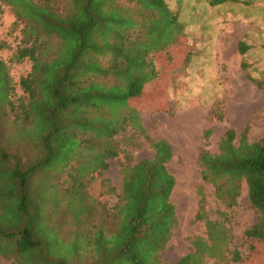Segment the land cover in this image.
Returning <instances> with one entry per match:
<instances>
[{"label": "trees", "instance_id": "1", "mask_svg": "<svg viewBox=\"0 0 264 264\" xmlns=\"http://www.w3.org/2000/svg\"><path fill=\"white\" fill-rule=\"evenodd\" d=\"M233 2L247 3L214 0L213 4ZM4 6L10 8L18 24L24 25L14 60L31 61L32 70L20 82L25 95L14 101L12 79L0 59V124L7 108L13 116L8 140L0 129V240L7 245L0 255L17 264L23 254L31 256L38 247L32 221L26 223L32 215L27 175L39 168L46 149L57 148L55 135L62 133V141L74 137L77 143L87 142L90 158L102 157L97 169L79 172L89 185L86 174L91 177L93 170H106L108 161L118 156L121 143L133 142L127 134L129 128L145 137L154 156L134 163L133 153L126 152L121 164L117 224L108 222L105 231H120L123 239H129L121 253L135 240L141 253L145 249L144 233L149 230L151 236L160 237V241H154V252L163 249L171 229L178 224L171 202L176 181L167 169L174 154L167 141L152 140L147 135L131 103L141 99L159 80L155 56L168 52L183 37L184 26L178 14L166 0H0V14ZM251 49L249 43L239 42L242 56ZM242 68L247 71L249 66L244 62ZM249 78L264 89V81ZM214 115L224 119L219 112ZM35 128L40 133V143L31 148L25 140ZM211 134V130L204 132L205 149L199 156L202 179L213 186L217 200L227 209L237 206L242 186L247 185L250 206L260 216L244 238L264 242V137L251 142L248 126L241 133L230 128L220 139L218 152L213 153L208 143ZM15 145L18 157L7 151ZM81 146L77 144L75 152L79 162L85 158ZM7 181L12 187L8 193L1 189ZM198 193L194 221L204 223L206 238L193 237L194 252L176 264H206L205 259L225 261L230 252L229 230L223 222L210 219L206 195L202 189ZM9 196L12 203L8 202ZM103 218L93 227L103 229ZM120 222L122 230L118 228ZM231 254L234 262L242 261L237 250ZM157 257L152 264H166Z\"/></svg>", "mask_w": 264, "mask_h": 264}, {"label": "rangeland", "instance_id": "2", "mask_svg": "<svg viewBox=\"0 0 264 264\" xmlns=\"http://www.w3.org/2000/svg\"><path fill=\"white\" fill-rule=\"evenodd\" d=\"M166 1L178 14L184 35L168 52L155 56L160 78L131 106L139 112L147 135L152 140H165L172 147L174 157L167 169L176 181L171 202L177 226L171 229L163 249L154 252V241H160V237L151 236L149 230L144 233L145 249L141 253L138 240L121 253L129 239H123L120 231L114 234L105 231L108 222L117 224L115 216L121 207L118 206L122 191L121 164L126 160L127 151L133 153L134 163L153 158L154 151L143 135L129 128L127 134L133 142L121 143L118 156L108 161L106 170H93V177L86 174L87 185L79 172L97 169L102 157L90 158L87 142L77 143L74 137L62 141L63 134L58 133L53 139L57 148L46 149L42 161L38 162L39 168L33 175H27L28 206L32 215L26 223L32 221L35 241L39 244L33 255L23 254L17 264H152L156 256L162 263L176 264L194 252L193 237L206 238L204 223L194 221L200 189L206 195L210 219L223 222L231 236L226 260L205 259V263L264 264V242L244 238L246 230L260 216L250 206L247 185L242 186L237 206L227 209L217 200L213 186L202 179L199 165L206 130L212 132L208 143L213 153L218 152L219 141L230 128L241 133L248 126L251 142L264 137V89L249 78L264 81V0L216 5L214 0ZM23 27L10 8L4 6L0 14V59L8 67L14 101L25 95L20 82L32 70L31 61L14 60L22 43ZM241 41L252 46L251 52L244 56L238 50ZM244 62L249 66L247 71L242 68ZM216 112L224 119L219 120L214 115ZM12 120L7 108L0 124L5 140L13 130ZM29 132L25 142L32 148L40 143V133L36 128ZM77 144L82 145L85 157L82 162L75 156ZM7 151L19 156L16 145ZM1 189L10 192V181L4 182ZM7 199L13 202L10 196ZM102 217L103 229L93 227ZM122 227L120 222L118 228L122 230ZM6 246L0 240L2 255ZM234 250L242 256L239 263L233 261ZM142 252L145 255H139ZM0 264H11V261L0 255Z\"/></svg>", "mask_w": 264, "mask_h": 264}, {"label": "crops", "instance_id": "3", "mask_svg": "<svg viewBox=\"0 0 264 264\" xmlns=\"http://www.w3.org/2000/svg\"><path fill=\"white\" fill-rule=\"evenodd\" d=\"M259 5H260V4H259ZM242 26H243V25H242ZM249 28H251V29H252L253 27H252V26H251V27L249 26ZM249 28H248V29H249ZM248 29H247V30H248ZM251 29H249V30H251ZM251 31H252V30H251Z\"/></svg>", "mask_w": 264, "mask_h": 264}]
</instances>
